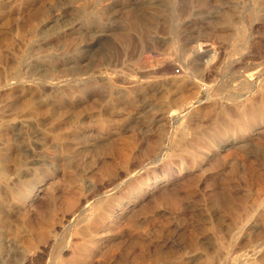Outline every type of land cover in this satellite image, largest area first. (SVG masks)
I'll list each match as a JSON object with an SVG mask.
<instances>
[{
  "label": "rangeland",
  "instance_id": "1",
  "mask_svg": "<svg viewBox=\"0 0 264 264\" xmlns=\"http://www.w3.org/2000/svg\"><path fill=\"white\" fill-rule=\"evenodd\" d=\"M0 264H264V0H0Z\"/></svg>",
  "mask_w": 264,
  "mask_h": 264
},
{
  "label": "bare ground",
  "instance_id": "2",
  "mask_svg": "<svg viewBox=\"0 0 264 264\" xmlns=\"http://www.w3.org/2000/svg\"><path fill=\"white\" fill-rule=\"evenodd\" d=\"M205 87V86H204ZM261 109H263V108H261ZM243 112H244V114H245V116H247L249 119H250V114H249V112L250 111H248L246 108H244L243 109ZM251 113H253V112H251ZM45 188V187H44ZM25 190H26V188H25ZM37 190H38V188H31V189H27V191H28V193L26 194V196L28 195V198H30V199H33V197L36 195V193H37ZM23 193H24V191H23ZM17 195H20V194H17ZM22 195V194H21ZM24 196V195H23ZM23 196H21V197H23ZM25 199H26V197H25ZM27 200V199H26ZM25 200V201H26ZM34 201V200H33ZM100 210V209H99ZM103 218V217H102ZM101 218V219H102ZM100 219V220H101ZM107 219H109V218H107ZM104 220V219H103ZM95 232V231H94ZM98 233H99V231H98Z\"/></svg>",
  "mask_w": 264,
  "mask_h": 264
}]
</instances>
